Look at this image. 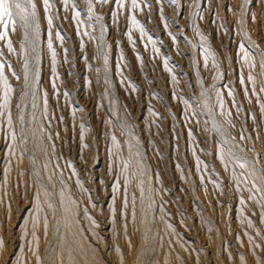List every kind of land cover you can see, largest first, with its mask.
I'll use <instances>...</instances> for the list:
<instances>
[{"label": "rangeland", "instance_id": "rangeland-1", "mask_svg": "<svg viewBox=\"0 0 264 264\" xmlns=\"http://www.w3.org/2000/svg\"><path fill=\"white\" fill-rule=\"evenodd\" d=\"M15 3L0 264H264V0Z\"/></svg>", "mask_w": 264, "mask_h": 264}, {"label": "snow or ice", "instance_id": "snow-or-ice-1", "mask_svg": "<svg viewBox=\"0 0 264 264\" xmlns=\"http://www.w3.org/2000/svg\"><path fill=\"white\" fill-rule=\"evenodd\" d=\"M102 2H107V0H102ZM170 2L175 4V3H177V0H170ZM44 4H45L46 9H47L48 0H44ZM12 6H15L16 8H20V4L15 3V0H0V19H2L5 16H7V17L12 16V12L10 11V8ZM121 6H123V5H121ZM133 6L134 7L138 6L135 4V0H133ZM33 7H35V5H33ZM32 16L33 17L35 16L34 12L32 13ZM24 20H25V24L27 25L28 17H24ZM49 25H51V19L49 20ZM5 26H7V25L5 24ZM6 35H7L6 33L0 34V39H4L6 37ZM9 46H10V43H9ZM49 48H52L51 43H49ZM52 56H53V58H55V56H56L54 49L52 50ZM104 59H105V63H107L106 57ZM0 67H2V66H0ZM205 67H207V63H205ZM25 79H27V77H25ZM241 83H243V80H241ZM4 85H5L6 91L4 93V102L3 103H4V106L6 107L7 104L9 103L8 93H10L12 91V88H11V86H9L7 84V78L4 79ZM53 87H55V84H53ZM0 115H2V113H0ZM243 138L244 137L242 136L241 139H243ZM113 139H115V138H113ZM85 147H86V145H85ZM240 166L244 167L243 164H241ZM254 167H255V165H254ZM93 223H94V221H93Z\"/></svg>", "mask_w": 264, "mask_h": 264}, {"label": "bare ground", "instance_id": "bare-ground-1", "mask_svg": "<svg viewBox=\"0 0 264 264\" xmlns=\"http://www.w3.org/2000/svg\"><path fill=\"white\" fill-rule=\"evenodd\" d=\"M201 2V0H196V7H197V5L199 6V5H201V4H199ZM193 14V13H192ZM204 87V86H203ZM203 91H204V96H205V98L208 100V102L211 104V102H210V100H211V98H210V95L208 94V92L206 91V89L205 88H203ZM212 105V104H211ZM212 111V119H213V123H214V126H215V130L218 132V134L220 135V137H221V139H224V137H223V133H222V130L220 129V127H219V125H218V123L216 122V119H215V113H214V111L213 110H211ZM132 147H135L137 150H139V148H137V146H135L134 145V143L133 142H131V144H130ZM141 152V151H140ZM144 157L147 159V157L144 155ZM250 163V165H251V168L253 169L254 168V163L253 162H249ZM252 163V164H251ZM255 167H256V170H257V172H258V175L261 177V179H263V177H262V172L260 171V169L255 165ZM254 170H255V168H254ZM255 170V171H256ZM43 187H44V189L46 190L45 192H46V194L48 195V197H49V200H50V202H52V204L54 205L55 204V202H56V200H55V196L53 195V193H52V191L51 190H49L46 186H44L43 185ZM57 227H59V226H57ZM53 235H56V230L55 231H53ZM50 253H48V255H49ZM47 263V262H46Z\"/></svg>", "mask_w": 264, "mask_h": 264}]
</instances>
